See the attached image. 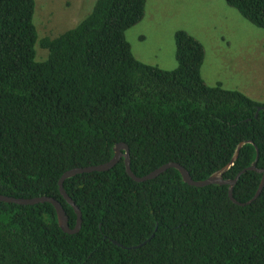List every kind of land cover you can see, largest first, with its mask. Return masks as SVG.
Returning a JSON list of instances; mask_svg holds the SVG:
<instances>
[{
  "label": "trees",
  "instance_id": "trees-1",
  "mask_svg": "<svg viewBox=\"0 0 264 264\" xmlns=\"http://www.w3.org/2000/svg\"><path fill=\"white\" fill-rule=\"evenodd\" d=\"M223 1L264 30V0ZM34 6L0 0L1 196L54 199L73 229L59 179L107 163L118 144L138 178L176 163L203 181L241 143L223 179L249 168L256 153L264 170V104L206 85L197 40L175 34L171 71L134 58L124 34L143 18L145 0H96L74 28L39 41ZM261 179L256 171L239 176L238 205L227 186H190L174 169L135 182L120 159L64 181L81 212L76 234L59 228L48 203L0 202V264H264V186L251 201Z\"/></svg>",
  "mask_w": 264,
  "mask_h": 264
},
{
  "label": "rangeland",
  "instance_id": "rangeland-1",
  "mask_svg": "<svg viewBox=\"0 0 264 264\" xmlns=\"http://www.w3.org/2000/svg\"><path fill=\"white\" fill-rule=\"evenodd\" d=\"M95 1L34 0L38 41L74 28ZM179 31L201 44L204 60L200 75L206 85L220 84L264 104L263 29L223 0H145L143 18L125 32L124 39L137 61L171 71L177 68L174 37ZM37 56H46L38 46Z\"/></svg>",
  "mask_w": 264,
  "mask_h": 264
},
{
  "label": "water",
  "instance_id": "water-1",
  "mask_svg": "<svg viewBox=\"0 0 264 264\" xmlns=\"http://www.w3.org/2000/svg\"><path fill=\"white\" fill-rule=\"evenodd\" d=\"M259 110H264V107L259 108L258 111ZM258 111H257V113H258ZM242 146H243V143H241L237 146L236 151L234 153V156L232 158V161L229 163V165L222 168L218 172L210 175L207 179H205L203 181H193L191 179L189 173L181 165L176 164V163H168V164L163 165L160 168L156 169L155 171L149 173L148 175L141 177V178H138L131 172V169H130V159H129L128 147L124 144H118L114 147L113 157L107 163L102 164V165H98V166H94V167L73 169L71 171L65 172L61 176V178L59 179V182H58L59 193L63 197L65 202L72 208V210L74 211V213L76 215V221H75V225H74L73 229H69L67 216H66L63 208L61 207V205L57 201H55L54 199L47 198V197H39V198H33V199H14L11 197H6V196L0 195V202L20 205V206H33V205H37V204L48 203V204L52 205L53 208L55 209L56 216H57V225L59 226V228L64 233L76 234L79 232V230L81 228V223H82L81 212H80L79 208L74 204V202L65 193V191L63 189L64 181L71 178V177H74L75 175H78V174L108 171V170L112 169L120 161V159H123L126 174L135 182L139 183V182L151 180V179L156 178L158 175L164 173L168 169H174L179 173L182 181L184 183L190 185V186H194V187H206V186H210V185L227 186L229 199L235 204L243 205V204L237 203L233 198V187L235 186L237 180L239 179V176L241 174H244L246 171H256L257 173L262 174V179L260 181L257 192H256L255 196L253 197V199L251 200V201H253L259 196L260 192L263 189V186H264V170H257L256 169V162H257V158H258L257 153H256V158L249 168H247L246 170H243L233 180H224L223 179L224 173L227 172L229 167L236 160L238 152Z\"/></svg>",
  "mask_w": 264,
  "mask_h": 264
}]
</instances>
